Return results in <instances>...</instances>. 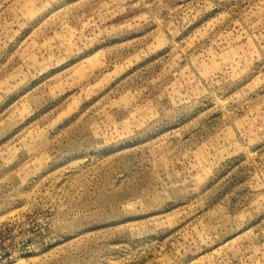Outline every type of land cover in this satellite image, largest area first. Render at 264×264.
Returning <instances> with one entry per match:
<instances>
[{
  "label": "rangeland",
  "instance_id": "374dc122",
  "mask_svg": "<svg viewBox=\"0 0 264 264\" xmlns=\"http://www.w3.org/2000/svg\"><path fill=\"white\" fill-rule=\"evenodd\" d=\"M0 264H264V0H0Z\"/></svg>",
  "mask_w": 264,
  "mask_h": 264
}]
</instances>
